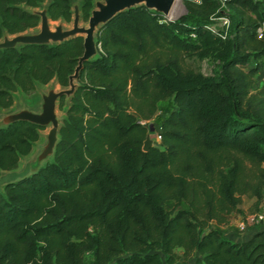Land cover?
I'll list each match as a JSON object with an SVG mask.
<instances>
[{
  "label": "trees",
  "instance_id": "obj_1",
  "mask_svg": "<svg viewBox=\"0 0 264 264\" xmlns=\"http://www.w3.org/2000/svg\"><path fill=\"white\" fill-rule=\"evenodd\" d=\"M75 1L88 21L94 0H0V39L36 27L44 4L50 19L72 21ZM221 3L183 0L174 19L139 4L97 28L52 159L0 191V264H171L176 248L196 254L192 264H264L263 230L233 241L212 225L241 212L244 194L264 209V83L254 87L264 0ZM219 15L227 30L211 26ZM82 53L81 34L0 48V108L17 88L53 78L68 87ZM194 56L216 68L204 73ZM167 98L159 144L143 150L144 121ZM42 128L0 126V171L31 152ZM168 200L184 206L168 210Z\"/></svg>",
  "mask_w": 264,
  "mask_h": 264
},
{
  "label": "water",
  "instance_id": "obj_2",
  "mask_svg": "<svg viewBox=\"0 0 264 264\" xmlns=\"http://www.w3.org/2000/svg\"><path fill=\"white\" fill-rule=\"evenodd\" d=\"M174 2L175 0H94V7L91 10L87 25L82 26L79 24V5L75 1L73 3V18L70 28H64L61 24H57L54 28H51L46 11V4H44L41 9H33L34 12L40 15L39 30H27L13 34L12 36L7 34L3 35L2 39H0V48L14 47L18 44L59 42L77 34L83 35V53L78 58L74 72L69 75V86L61 89H55L54 86L50 87L46 92L41 93L42 99L39 110L24 107L7 113L0 122V126H5L12 121L23 119L43 127L50 125L46 133L45 143L39 148L33 158L30 159L27 164L28 167L25 171H21L18 177L9 179L8 181L19 179L36 171L41 166L43 159H47L53 155L55 143L58 139V128L61 122V118L58 117L56 111L57 99L63 94L69 96L74 91L76 79L83 65V61L96 54L97 42L95 33L97 28L110 20L118 12L139 4H144L163 14H168ZM151 145H153V141L148 134L143 142L142 148L143 150H148Z\"/></svg>",
  "mask_w": 264,
  "mask_h": 264
},
{
  "label": "rangeland",
  "instance_id": "obj_3",
  "mask_svg": "<svg viewBox=\"0 0 264 264\" xmlns=\"http://www.w3.org/2000/svg\"><path fill=\"white\" fill-rule=\"evenodd\" d=\"M78 1V0H77ZM185 12V7L183 4V0H176V6L174 7V10L170 14H164L165 18L174 19L180 14ZM173 13V14H172ZM213 27H220L224 28L225 30L228 29L229 23H225L224 18H213L211 19ZM61 24L64 28H70L72 26V21H64L62 19H50L49 18V25L51 28H54L55 25ZM79 24L82 26L87 25V21H84L80 18ZM30 31H37L39 30V24L29 29ZM12 36V35H9ZM189 64L201 69L204 73H211L214 68H216V61L213 58H203L199 59L197 57H188ZM54 86L55 89H61L64 88L60 83L57 82L55 78L51 79L47 83H40L37 82L35 87L29 91H22L20 88H17L14 91L13 96V103L11 106L7 108H0V122L3 120L4 116L7 113L19 110L21 108L27 107L34 110H39L41 106V93L46 92L50 87ZM69 102V96H66L64 106L62 108L58 107V99L56 102V111L58 117L61 119L65 117L66 112L65 108L68 105ZM171 98H167L163 101H160L158 104V109L156 114L150 118L147 121H144L148 127V134L152 138L153 145L159 144L160 137H158V130H159V118L162 116L170 107L171 105ZM50 125L44 126L40 130V137L38 140H36L33 144L32 150L29 154L24 155L20 158L18 164L13 169L9 170H1L0 171V191L3 190L4 184L9 179H14L19 176L21 171H25V169L28 167V162L31 158L36 154V152L39 150V148L45 143L46 141V133L49 130ZM52 159V155L49 156L47 159H43L41 161V165L44 164L46 161ZM31 171V170H30ZM242 201L240 203V207L242 209L241 212H232L228 215L225 222L221 224H216L215 221H212V225L216 228H218L223 234H227L228 232H236L237 227V221L243 217L248 215L251 212H254L258 209H263V203H259L257 206L255 205V197L249 196L247 194L242 195ZM165 206L168 210L174 211L182 206H184L181 202H176L174 200H168L165 203ZM249 228H253L252 224L249 225ZM176 251L179 253V257L176 258V260L171 264H187V257H184L182 253L181 248H176ZM87 258L89 259L90 255L87 253ZM162 258L164 259V255L161 253ZM169 264V263H164Z\"/></svg>",
  "mask_w": 264,
  "mask_h": 264
},
{
  "label": "built area",
  "instance_id": "obj_4",
  "mask_svg": "<svg viewBox=\"0 0 264 264\" xmlns=\"http://www.w3.org/2000/svg\"><path fill=\"white\" fill-rule=\"evenodd\" d=\"M196 2H200L201 0H194ZM227 0H221V4L223 5L224 2ZM224 18L225 23H229V19L227 16L219 15V16H211V19L213 18ZM212 24V22H211ZM256 34L259 38L264 39V23L260 24L256 29ZM261 66L260 69L257 71L255 75V81H254V87L258 88L264 83V54L261 59ZM158 137L160 135L158 134ZM252 224L253 228H249V225ZM236 227L238 229V232L240 234L247 233L250 235V233H253L256 229H261L264 231V209H259L254 212L249 213L246 216L241 217L236 224ZM245 238V236H242Z\"/></svg>",
  "mask_w": 264,
  "mask_h": 264
},
{
  "label": "crops",
  "instance_id": "obj_5",
  "mask_svg": "<svg viewBox=\"0 0 264 264\" xmlns=\"http://www.w3.org/2000/svg\"><path fill=\"white\" fill-rule=\"evenodd\" d=\"M250 234L252 235V233H250ZM224 235L233 241L243 240L242 236H245V238L249 236V234H247V233L240 234L238 231H236V232L231 231V232H228L227 234H224ZM195 256H196V254L190 255L187 258V262H188L187 264H192L194 259H195Z\"/></svg>",
  "mask_w": 264,
  "mask_h": 264
},
{
  "label": "bare ground",
  "instance_id": "obj_6",
  "mask_svg": "<svg viewBox=\"0 0 264 264\" xmlns=\"http://www.w3.org/2000/svg\"><path fill=\"white\" fill-rule=\"evenodd\" d=\"M176 6V0H175V2H174V4H173V6H172V8H171V10L169 11V13L168 14H170L173 10H174V7ZM173 14V13H172ZM171 15V14H170Z\"/></svg>",
  "mask_w": 264,
  "mask_h": 264
}]
</instances>
